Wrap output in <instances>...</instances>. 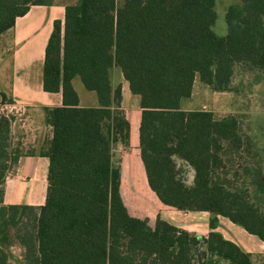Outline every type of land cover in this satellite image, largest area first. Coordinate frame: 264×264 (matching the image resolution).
Instances as JSON below:
<instances>
[{"label": "trees", "instance_id": "trees-1", "mask_svg": "<svg viewBox=\"0 0 264 264\" xmlns=\"http://www.w3.org/2000/svg\"><path fill=\"white\" fill-rule=\"evenodd\" d=\"M50 3L0 0V36L31 5ZM214 4H65L63 18L52 22L42 64V89L60 92L61 104L43 107L51 136L37 152L48 160L41 204L3 202L8 169L35 152L14 143L11 120L0 113V264H254L252 253L217 229L222 215L264 241L261 165L232 168L228 161L231 151L241 156L251 142L236 116L216 117L180 102L196 78L218 92L232 90L241 72L264 79V0L230 4L223 35L213 29ZM113 68L138 96V148L148 187L165 205L208 212L205 235L159 215L150 224L125 205L114 150L129 147L130 122ZM75 76L95 93L96 106L79 105ZM12 247L20 250L18 258Z\"/></svg>", "mask_w": 264, "mask_h": 264}, {"label": "rangeland", "instance_id": "rangeland-1", "mask_svg": "<svg viewBox=\"0 0 264 264\" xmlns=\"http://www.w3.org/2000/svg\"><path fill=\"white\" fill-rule=\"evenodd\" d=\"M52 1L68 3L75 2L76 0ZM237 1L215 0L214 9L216 12V20L213 29L218 35H223L226 31L224 13L227 7ZM10 32L12 30L3 33L0 37V113L2 115L5 113L7 115L6 117L11 120V134L14 143H19L22 151L33 150L37 153L40 146L45 145L48 135L47 128L42 124V121H39L44 116L43 107L13 99L1 91L2 80L8 77L9 68L11 67L12 36ZM111 77L114 85L120 81L123 85L121 104L131 123L130 127H132L135 116L140 115L138 96L129 91L127 82L121 77L119 69L113 68ZM74 86L83 101H89L96 97L93 91L87 90L83 86L78 76L74 77ZM232 87L230 91H213L196 78L193 83L191 95L183 98L180 106L184 109L201 108L209 110L216 117L230 114L236 116L240 122L242 135L244 139L250 140L251 147L244 150L241 156L240 153L231 151V154L228 156V161L231 163L229 165L232 168H235L238 162L243 166H248V168H257V166L261 165V174L264 175V79L259 78L255 80L252 73L241 72L234 77ZM19 104H22V106L19 107ZM35 130H39L38 135ZM131 142L132 144L128 148L116 147L114 150V158L120 160L121 164V194L130 214L147 218L150 224H153L156 216L159 215L161 218L178 226H182L190 232H201V221L208 213L192 214L161 203L147 185L142 164L140 162H133V160L128 163L125 160L126 156L129 159V156L134 155L136 149L138 150V146L134 145L133 139ZM22 158L23 156L16 163L12 164L7 171L4 184V194L7 193L6 201L25 202L30 200L31 202L40 203L44 200L42 195L45 194L46 182L45 177H42L44 173L46 174V162L48 160L46 158L35 159L32 167L28 166L27 168L22 165ZM34 165L38 166L39 174L36 182L32 180L34 171L32 168ZM19 168L20 173L17 175L16 172ZM240 173L248 179L254 177V171L242 170ZM187 177L188 181H190L192 172L188 171ZM33 188H35L34 191L36 193L33 192V194L36 197L30 194ZM11 189H14L18 193V198L10 196L12 194ZM196 228L197 231H195ZM11 251L13 258H18L20 250L12 247ZM252 257L254 264H264V253H254ZM13 264H16V262Z\"/></svg>", "mask_w": 264, "mask_h": 264}, {"label": "crops", "instance_id": "crops-1", "mask_svg": "<svg viewBox=\"0 0 264 264\" xmlns=\"http://www.w3.org/2000/svg\"><path fill=\"white\" fill-rule=\"evenodd\" d=\"M65 4L67 3L53 2L51 0V3L47 5H31L29 7V10L24 15L16 18L14 27L11 29L12 32H10L12 36L11 37V46H12L11 67L9 68L8 77L3 79L1 83V88H2L1 91L11 96L13 99L25 101L30 104L42 106V107L45 106L52 107L61 104L60 92H47L42 89V64L44 57V48L47 39L49 37L50 31L52 29V22L54 19L63 18ZM119 83L121 84V89L123 92V85L121 81ZM72 84L78 94L79 105H83V106L97 105L96 97H94L92 100L89 101L82 100L81 95L74 86V78L72 79ZM122 108L124 109L123 106ZM39 121H42V124H44L45 128H47V133H48L47 140H48L51 136V126L45 123L44 116H42L39 119ZM138 122H139V116L137 115L135 116V119L132 122V127H130L129 130V143L132 144L131 141L133 139L134 145L137 146H138ZM35 132L37 133V135L39 134V130H35ZM43 158L46 157L37 155V153L33 155H26L23 156L22 158V162H23L22 165H24V167L27 168L28 166L32 167V163L35 162V159H43ZM125 160L128 163L131 162V160H133V162H140L142 164L139 156V148L138 150L136 149L134 155L132 154L129 156V159L126 156ZM47 163L48 162H46V164ZM32 169L34 170L32 175V180L33 182H36L39 177L38 166L34 165ZM19 173H20V168L16 172V174L19 175ZM44 177L46 182L45 173L42 178ZM11 190H12V194L10 196L13 198L15 197L18 198V193L14 189ZM34 190L35 188L31 190L30 194H32V196H35V194H33V192L36 193ZM6 194H4L3 196L4 203L41 204L44 201L43 200L40 203L31 202L30 200L25 202L24 201L7 202ZM42 197L44 199V195H42ZM187 212L192 214L208 213L205 211H195V212L187 211ZM208 216L209 215L207 214L206 217H203L204 218L202 220L203 222L201 221L202 224L201 232H198L196 228L195 231H197V233L205 235L208 232V225H207ZM217 229L223 234L225 238L234 241L245 251H248L252 254L264 253L263 240L259 239L257 236L253 234L248 233L240 225L231 222L227 217L222 215L218 216Z\"/></svg>", "mask_w": 264, "mask_h": 264}, {"label": "built area", "instance_id": "built-area-1", "mask_svg": "<svg viewBox=\"0 0 264 264\" xmlns=\"http://www.w3.org/2000/svg\"><path fill=\"white\" fill-rule=\"evenodd\" d=\"M14 105H16V104L14 103ZM20 106H22V104H19V107H20ZM4 115H5V113H4ZM5 116H7V115H5Z\"/></svg>", "mask_w": 264, "mask_h": 264}]
</instances>
